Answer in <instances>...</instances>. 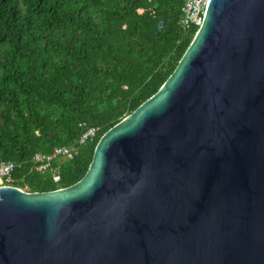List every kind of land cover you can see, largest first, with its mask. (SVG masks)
Here are the masks:
<instances>
[{
	"label": "water",
	"instance_id": "95a60500",
	"mask_svg": "<svg viewBox=\"0 0 264 264\" xmlns=\"http://www.w3.org/2000/svg\"><path fill=\"white\" fill-rule=\"evenodd\" d=\"M0 264H264V0H211L78 183L0 186Z\"/></svg>",
	"mask_w": 264,
	"mask_h": 264
},
{
	"label": "trees",
	"instance_id": "16d2710c",
	"mask_svg": "<svg viewBox=\"0 0 264 264\" xmlns=\"http://www.w3.org/2000/svg\"><path fill=\"white\" fill-rule=\"evenodd\" d=\"M184 3L0 0V163L16 164L14 186L46 193L86 175L101 137L160 90L192 43L199 26L182 28ZM89 128L97 136L80 146ZM60 147L77 151L53 162L56 183L35 157Z\"/></svg>",
	"mask_w": 264,
	"mask_h": 264
},
{
	"label": "built area",
	"instance_id": "2783aa9c",
	"mask_svg": "<svg viewBox=\"0 0 264 264\" xmlns=\"http://www.w3.org/2000/svg\"><path fill=\"white\" fill-rule=\"evenodd\" d=\"M211 0H185L181 26L184 30H189L194 26H200L203 17L205 15L206 9ZM143 10H139V13H142ZM98 133L97 128H89L80 138V146L87 144L96 138ZM77 147H60L56 148L50 154H37L35 157L36 170L41 174H46L52 172L54 181L59 183L61 176L58 171L53 168V162L60 158L62 160H71L73 159ZM16 170V164L13 162H2L0 163V180L3 186H14L15 180L13 174ZM18 188V187H17Z\"/></svg>",
	"mask_w": 264,
	"mask_h": 264
},
{
	"label": "rangeland",
	"instance_id": "374dc122",
	"mask_svg": "<svg viewBox=\"0 0 264 264\" xmlns=\"http://www.w3.org/2000/svg\"><path fill=\"white\" fill-rule=\"evenodd\" d=\"M3 184V183H2ZM0 185H1V180H0ZM1 186H3V185H1Z\"/></svg>",
	"mask_w": 264,
	"mask_h": 264
}]
</instances>
